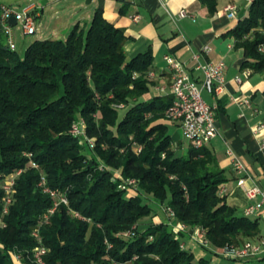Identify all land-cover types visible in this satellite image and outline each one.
I'll list each match as a JSON object with an SVG mask.
<instances>
[{
	"label": "trees",
	"instance_id": "trees-1",
	"mask_svg": "<svg viewBox=\"0 0 264 264\" xmlns=\"http://www.w3.org/2000/svg\"><path fill=\"white\" fill-rule=\"evenodd\" d=\"M198 1L209 15L216 12L217 0ZM229 34L244 50L243 66L264 73V0H251ZM127 39L100 6L87 28L76 25L66 39H36L22 55L0 24V214L1 184L22 170L1 216L0 264H17L15 253L30 261L39 244L47 248L44 264H210L182 246L184 232L170 222L139 226L155 215L150 201L203 229L208 253L261 235L259 218L238 213L219 192L227 176L208 147L192 143L176 155L169 125L157 122L172 96L143 99L153 85V56L128 58ZM80 118L93 147L70 133ZM116 169L137 180L135 193L112 180ZM42 176L67 199L47 222L53 198L38 185Z\"/></svg>",
	"mask_w": 264,
	"mask_h": 264
},
{
	"label": "crops",
	"instance_id": "crops-1",
	"mask_svg": "<svg viewBox=\"0 0 264 264\" xmlns=\"http://www.w3.org/2000/svg\"><path fill=\"white\" fill-rule=\"evenodd\" d=\"M0 1L15 8L30 2L36 3L38 5L35 12L37 30L38 22L44 16V6L49 5V9L54 10V13L49 14L48 27L41 25V28H44L39 30L42 39H66L76 25L87 28L95 9L100 6L104 18L121 28L127 36L125 52L128 58L145 51H150L153 56L150 67L153 74L150 80L153 85L151 90L143 96L145 100L154 95H170L171 74L164 60L166 54L191 66L193 54L208 44L211 50L202 59L212 62L223 61L226 82L223 91L216 97L206 91L202 92L209 104L217 105L218 133L205 146L215 155L219 167L225 170L227 180L220 187L225 189L223 195L226 197V202L234 206L238 213L244 214V208L250 200L244 188L236 184L237 175L233 171L228 148L245 165L247 184L257 183L264 187V153L261 150V142L264 141V73L253 72L250 67L243 66L244 50L241 47H235V38L229 34L239 20L247 15L249 0H217V10L213 15H209L206 7L198 0H90L89 2L43 0V3L42 0L39 3L35 0ZM85 4H90L91 8L84 6ZM228 4L236 5V16L233 18L228 17L225 11V6ZM182 9L186 10L187 16H179L178 13ZM136 14L139 18L133 19ZM246 69L250 70L248 76L243 74ZM191 74L199 78L202 76L200 71H193ZM236 76H240L241 80L237 81ZM161 85L167 86V94L158 93L156 88ZM235 96L247 97L250 105L238 104L233 100ZM157 122L169 126L175 125L180 129L176 121L162 118ZM191 144L192 142L189 141V144L184 146L179 140L177 143H172V146L176 155L180 156ZM252 217L259 218L261 233L264 230V207L259 215ZM151 218L154 223L168 221L174 228L179 224L162 205H158L155 215ZM188 230L183 233V244L193 253L196 260L206 257L209 258L210 264H264V254L233 260L219 254L208 253L195 236L190 237Z\"/></svg>",
	"mask_w": 264,
	"mask_h": 264
},
{
	"label": "built area",
	"instance_id": "built-area-1",
	"mask_svg": "<svg viewBox=\"0 0 264 264\" xmlns=\"http://www.w3.org/2000/svg\"><path fill=\"white\" fill-rule=\"evenodd\" d=\"M251 3V0H249ZM38 5L30 2L20 8H15L3 1H0V24L7 36V43L11 49L16 48L13 26L9 23V18L14 17L16 24L20 25L23 34H35L37 31L35 12ZM225 11L228 17L236 16V5L228 4L225 6ZM180 17L187 16L186 10H180L178 13ZM139 15L133 16V19H138ZM263 47H261L262 49ZM211 47L206 44L193 54V64L188 66L186 62L166 54L164 60L167 68L171 74V83L169 86L172 101L165 110V118L170 121L179 123L182 134L186 139L192 142L196 147L205 146L211 138L218 133L216 123V104H209L203 97L202 92L206 91L212 96H218L225 86V64L223 61L212 62L203 60L202 57L208 54ZM193 71H200L202 76L195 77L191 73ZM250 70H244L243 74L248 76ZM136 74H134L135 76ZM153 76L152 72H148V77ZM236 80L240 81L241 77L236 76ZM158 93L167 94V86H157ZM233 100L238 104L250 105V100L244 96H235ZM116 107L122 108L123 104H117ZM262 126V125H261ZM260 126V127H261ZM258 127V128H260ZM70 133L74 136L80 137L82 142H87L90 147L94 146V138H88L86 135V123L84 119L80 118L73 123ZM261 150L264 153V141L261 142ZM140 151V147L136 149ZM227 152L231 157L232 168L237 175L236 184L244 188L247 198L250 200L244 208V214L247 216L259 215L261 209L264 207V187L257 183L247 184V169L240 158L228 148ZM30 156V154H27ZM31 166H36L32 160L29 161ZM22 170L8 174L1 187L3 189V209L0 214V225H4L1 221V216L8 212V206L12 201V195L15 191V177L20 174ZM113 181H119V188L126 189L130 193H135L138 182L135 178H123L119 169L114 170L112 175ZM38 185L43 192L49 193L53 198V205L44 214L41 222H47L50 214L54 212L56 207L61 203L67 204L66 197L55 189L47 185L44 176L41 177ZM225 189L220 187L219 192L223 194ZM129 193V194H130ZM168 214L174 217V213L170 208H166ZM76 217H81L77 212L72 213ZM176 232L186 231L190 229L187 225L179 223L175 228ZM195 233V237L201 246L208 247V241L204 238L205 231L199 227L191 228ZM32 234L40 240L38 230H33ZM129 232L123 233L127 236ZM184 246V244L182 245ZM47 252V248L41 244L37 245L33 251L30 261H24L21 254H14V260L17 264H44L43 256ZM216 254L221 255L227 259L240 260L248 257H256L264 254V230L258 238H252L244 241L240 245L227 244L215 250Z\"/></svg>",
	"mask_w": 264,
	"mask_h": 264
},
{
	"label": "rangeland",
	"instance_id": "rangeland-1",
	"mask_svg": "<svg viewBox=\"0 0 264 264\" xmlns=\"http://www.w3.org/2000/svg\"><path fill=\"white\" fill-rule=\"evenodd\" d=\"M35 2L39 3L40 0H35ZM84 2H86V0H84ZM84 6H87L88 8H91L90 4H88V5L85 4ZM44 7H45L44 16L42 17V19L40 21L42 24H40V22H38V24H39L38 25V30L36 31L35 34H23L22 29L20 28V25L16 24V25L13 26L14 40H15V44H16V48L15 49H16V51L19 54L22 55L24 53L26 47L30 43H32L34 40L42 39V38H40V32H39V30L41 28V25L43 27H48L49 22H50L49 14L52 13V12L54 13V10L51 11L49 9L50 8L49 5L44 6ZM169 133L171 134V136L173 138V143H177V141L180 140V141H182L184 146H187L189 144V141L184 138V136L182 135V131L177 126L170 125L169 126ZM80 141H81V138H80ZM149 203L155 210L158 209L157 203H155L153 201H150ZM162 206L165 208L164 204ZM151 220H152L151 216L144 217L141 220H139L138 224H139L140 227H144V226L148 225L151 222ZM188 234L190 235V237H193L195 235L194 231H192V230H188Z\"/></svg>",
	"mask_w": 264,
	"mask_h": 264
},
{
	"label": "water",
	"instance_id": "water-1",
	"mask_svg": "<svg viewBox=\"0 0 264 264\" xmlns=\"http://www.w3.org/2000/svg\"><path fill=\"white\" fill-rule=\"evenodd\" d=\"M89 1L90 0H86V2H89ZM42 3H43V0H42ZM9 23H11L12 25H14L16 23V20L13 16L9 18Z\"/></svg>",
	"mask_w": 264,
	"mask_h": 264
}]
</instances>
